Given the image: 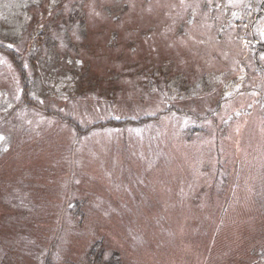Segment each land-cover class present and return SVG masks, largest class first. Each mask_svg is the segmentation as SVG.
Instances as JSON below:
<instances>
[{
  "label": "rangeland",
  "instance_id": "obj_1",
  "mask_svg": "<svg viewBox=\"0 0 264 264\" xmlns=\"http://www.w3.org/2000/svg\"><path fill=\"white\" fill-rule=\"evenodd\" d=\"M0 137V264H264V0H0Z\"/></svg>",
  "mask_w": 264,
  "mask_h": 264
},
{
  "label": "trees",
  "instance_id": "obj_2",
  "mask_svg": "<svg viewBox=\"0 0 264 264\" xmlns=\"http://www.w3.org/2000/svg\"><path fill=\"white\" fill-rule=\"evenodd\" d=\"M181 82H182V81H179V82L175 81V83H176L177 85H178V84H182ZM114 122H115V121H114ZM116 124H117V122H116ZM122 124H126V122H121L120 125H122Z\"/></svg>",
  "mask_w": 264,
  "mask_h": 264
},
{
  "label": "snow or ice",
  "instance_id": "obj_3",
  "mask_svg": "<svg viewBox=\"0 0 264 264\" xmlns=\"http://www.w3.org/2000/svg\"><path fill=\"white\" fill-rule=\"evenodd\" d=\"M0 139H3V137H0Z\"/></svg>",
  "mask_w": 264,
  "mask_h": 264
}]
</instances>
